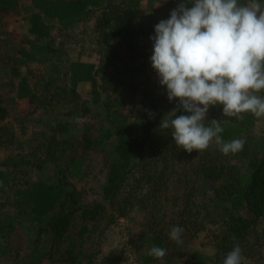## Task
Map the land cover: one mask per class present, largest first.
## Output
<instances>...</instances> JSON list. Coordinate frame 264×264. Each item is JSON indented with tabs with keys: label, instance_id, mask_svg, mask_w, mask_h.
<instances>
[{
	"label": "trees",
	"instance_id": "trees-1",
	"mask_svg": "<svg viewBox=\"0 0 264 264\" xmlns=\"http://www.w3.org/2000/svg\"><path fill=\"white\" fill-rule=\"evenodd\" d=\"M20 1L0 0V33L5 30L7 37L0 42L1 54L6 51L0 57L3 75L0 83L3 91L0 93V241L10 244L14 220L16 224L20 220H31L37 224L35 242L37 239L38 243L43 234L49 235L50 242L44 251L33 243L24 264H42L43 261L50 264H112V258L97 260L93 255L79 258L82 251L77 250L79 246L75 239L80 242L85 234H89V222L103 218L105 207L103 204L82 205L80 193L71 179H79L85 174L88 165L84 155L88 151L110 144L115 160L108 166L103 199L112 202L127 176L131 181L116 208L120 217H127L134 209L146 208L148 201L157 196L165 168L158 171L154 159L156 153L171 149L174 140L171 130H167L164 132L166 143L161 145L155 132L159 131L164 118H172L169 113L177 108L178 102H169L166 89L160 86L158 75L152 69L153 42L150 37L155 34V25L168 19L170 12L183 0H169L158 14L142 13L140 0H28L31 12L25 18L29 36L26 38L8 28L9 19L19 13ZM259 2L264 3V0ZM240 3H247V0H240ZM89 13L93 15L89 37L97 62L58 59L55 65L40 69L29 65L38 52H47L46 45L35 43L50 36L45 18L53 19L60 30L67 31L81 24ZM104 63H107L106 69L113 80L122 70L129 72L132 77L130 88L142 96L144 111L140 114L138 138L130 135V124L122 127L117 136L110 127L92 130L86 125L74 137L67 135L71 114L82 110L83 103L77 92L81 83L91 84L97 109L105 115L109 126L118 123L115 115L119 114L109 111L108 104L112 103L109 95L103 101L96 98L100 92L108 94V87L103 84L108 78ZM98 79L102 81L101 86ZM260 95L264 97V90ZM24 101L44 112L34 121L32 137L26 142L25 149L13 153L15 133L7 120L11 108ZM215 113L221 116L222 139L240 138L245 144L243 150L234 155L224 156L218 148L200 155L197 174L214 183L212 194L206 202L192 190L187 191L172 224L182 227L184 236L193 237L205 231L216 258L208 263L192 251L185 263L180 264H223L234 246L243 248V242L255 233L264 217V135L252 136L249 129L254 116L251 114H243L242 120L223 116L222 106L218 105L209 108L206 123L211 122ZM181 114L187 113L176 112V115ZM154 145L158 146L156 152ZM1 152L4 153L2 156ZM159 160H165L164 155L161 154ZM8 167L12 171L6 174ZM153 218V213L147 214L145 230L139 233L134 246L138 264L158 261L148 255L153 245L165 249V234L154 228ZM75 226L78 229L74 238L72 230Z\"/></svg>",
	"mask_w": 264,
	"mask_h": 264
},
{
	"label": "rangeland",
	"instance_id": "rangeland-1",
	"mask_svg": "<svg viewBox=\"0 0 264 264\" xmlns=\"http://www.w3.org/2000/svg\"><path fill=\"white\" fill-rule=\"evenodd\" d=\"M168 1L169 0H140L139 8L144 14H158ZM261 5L262 10H264V3H261ZM18 10L19 13L9 19L8 28L12 32L15 31L18 35L20 34L21 37H29L27 33L28 25L25 21V18L31 12L29 1L21 0ZM92 17V13H89L81 24L67 31L60 30L53 19L45 18L44 22L50 27V36L47 39L39 40L35 43L37 45H46L48 48L47 52H38L37 57L34 61H31L29 65L32 68L40 69L45 65H55V61L58 59H63V61L81 60L85 62H97L98 58L93 53V41L89 37ZM3 31L5 33V30ZM4 33H0V42L7 39ZM1 49H3L2 46L0 47V57L4 56L6 52L4 51L2 55ZM104 64L106 65H104L106 73H108L109 69H106L108 67L107 63ZM0 73L1 83L3 76L2 69ZM107 77L106 82L103 84L108 87V94L100 92L99 95L97 94L98 96L96 98H98V100L102 99L103 101L106 99V95H109V99L112 100V103L108 104L109 111L119 114L115 115L118 116V123L109 126L105 119V115L97 109V102L94 100L95 95L93 94L91 84L81 83L77 88V92L83 106L82 110L71 114V128L67 133L68 136L74 137L77 135L83 128V125L91 127L92 130L98 127H110L114 135L117 136L121 132L122 127L127 124L131 125L129 131L131 136L137 138L140 136V114L144 111V108L142 107V96L136 94L129 86L132 82L131 74L122 70V72L114 77V80L109 73ZM98 85H102L100 79H98ZM1 92L3 91L0 87V93ZM114 97L116 98V102L114 101ZM10 111H12V113L9 115L7 121L11 123V126L14 128L15 136L14 142H12V148L14 150L13 153H15L17 150L23 151L25 149L26 142L32 137L34 121L38 119L39 115H42L44 111L34 108L32 104L26 103L25 101L19 102V104L15 107L13 106ZM220 117L219 113H215L212 115L211 121H220ZM165 131L167 130L160 127L159 131L157 133L155 132V136L161 145L165 144V140H167L165 136L167 132ZM251 133L253 137L264 135V117L259 119L257 126ZM102 147V149L97 148L90 150L84 155L86 164L88 165L85 174L79 179H71L76 190L80 193L82 205L94 207L97 204H103L105 207L102 212L103 218L95 219L94 222H89V234H85L80 242L75 239V243L79 246L77 250L79 249L82 251L81 254H79V258L84 259L87 255H93L97 260L101 258L110 260L112 258V264H138L134 246L137 244L139 233L145 230V217L147 214L153 213L154 228L156 230H162L165 234L166 249V255L153 264L185 263V258H188L192 251H196L198 258L205 262L211 263L215 261L216 253L209 235L205 231L193 237L182 235L181 239L183 242L181 244H177L175 241L171 240L169 235L173 227V219H175L180 211L183 203V196L187 191L192 190L194 194L198 195L199 199L206 200V202L208 197L212 194L214 183L202 179L197 174L199 157L203 152H196L194 150L189 154L178 149L174 143L172 144V148L166 153H161L164 155L165 160H159L161 154L156 153L157 155L154 159L155 161L157 160L155 163L156 169L161 171L162 168H165L157 196L152 201L149 200L148 203L146 202L148 204L146 208L134 209L127 217H120L119 213L116 212V208L131 178L127 176V179L120 185L115 193L112 202L103 199V188L106 185L108 166L111 161L115 160V154L112 153V146H110V144ZM216 148L218 147L213 142L204 153ZM154 151H158L157 145H154ZM2 154L4 153L1 152V156ZM6 171V174H8V171L12 170L8 167ZM42 175H44L43 172ZM9 178L7 177V179ZM211 207L213 206L211 205ZM24 223L28 225L29 221L25 220ZM77 229V226L73 227L72 236L74 235V238ZM34 234V230L26 231V228H24L21 233L20 231L19 233L11 232L9 256L0 254V264H24L27 262V254L33 243H36V247H39V249L43 251L47 250L50 242L49 235H40L37 243V239L35 242ZM3 244L4 242H1L0 247H2ZM242 246L244 252L242 253L243 260L241 264H264V217L256 226L255 233L245 240ZM180 254L184 256L179 258L178 255ZM42 264L50 263L43 261Z\"/></svg>",
	"mask_w": 264,
	"mask_h": 264
},
{
	"label": "clouds",
	"instance_id": "clouds-1",
	"mask_svg": "<svg viewBox=\"0 0 264 264\" xmlns=\"http://www.w3.org/2000/svg\"><path fill=\"white\" fill-rule=\"evenodd\" d=\"M154 33L152 69L169 102H178L169 113L172 118H164L160 127L170 129L177 148L189 154L203 152L213 142L224 156L241 152L245 141L223 140L221 121L206 123V116L219 105L223 116L264 117V97L258 95L264 90V10L259 0H183L155 25ZM183 231L172 227L170 239L181 244ZM148 255L160 260L166 249L153 245ZM242 260L236 245L223 264Z\"/></svg>",
	"mask_w": 264,
	"mask_h": 264
},
{
	"label": "crops",
	"instance_id": "crops-1",
	"mask_svg": "<svg viewBox=\"0 0 264 264\" xmlns=\"http://www.w3.org/2000/svg\"><path fill=\"white\" fill-rule=\"evenodd\" d=\"M258 95H260V93H258ZM261 96V95H260ZM263 97V96H262ZM260 118H256L254 117V120H253V124L251 126V128L249 129L250 131H252L256 126H257V123L259 121ZM12 221V220H11ZM25 220H20V222H18V224H16V221L14 220V223H13V226H15V228H12L11 232H17L21 233L22 230H24V228H26V231L27 230H34V235L35 237L34 238H37V224L36 223H33L31 220L29 221L28 225H26L24 223ZM19 228V230H18ZM9 234V232H8ZM11 234V233H10ZM10 241V240H9ZM1 242H4V244L2 245V247H0V254H5L6 256L8 255L9 256V245L6 243V241L4 240H1ZM11 242V241H10ZM39 248V247H38ZM5 251V253H3ZM27 257H28V254H27ZM24 260V259H23ZM17 264V263H16Z\"/></svg>",
	"mask_w": 264,
	"mask_h": 264
}]
</instances>
